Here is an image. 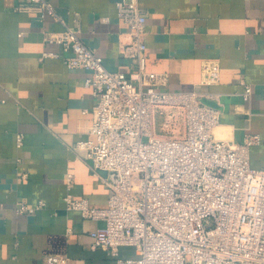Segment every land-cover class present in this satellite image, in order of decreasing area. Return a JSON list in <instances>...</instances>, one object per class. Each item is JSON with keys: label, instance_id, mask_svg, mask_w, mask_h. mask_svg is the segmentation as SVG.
Here are the masks:
<instances>
[{"label": "crops", "instance_id": "1", "mask_svg": "<svg viewBox=\"0 0 264 264\" xmlns=\"http://www.w3.org/2000/svg\"><path fill=\"white\" fill-rule=\"evenodd\" d=\"M47 1L108 70L131 71L119 53L118 35L127 27L117 17V0ZM138 3L146 17V70L166 74L168 89L195 91L218 109L219 139L241 143L259 135L250 165L264 167V0ZM24 4L0 0V264H44L47 254L67 255L69 264H116L107 251L91 248L89 233L104 223L66 211L64 203L71 193L105 208L111 194L107 173L93 171L84 152L73 149L91 138L83 131L94 105L84 86L88 73L68 68L60 45L43 42L42 31H61L63 24L21 9ZM242 82L252 88L249 101ZM40 202L45 206L32 214L17 213L20 203L35 208ZM119 255L134 258L135 251L122 247Z\"/></svg>", "mask_w": 264, "mask_h": 264}, {"label": "built area", "instance_id": "2", "mask_svg": "<svg viewBox=\"0 0 264 264\" xmlns=\"http://www.w3.org/2000/svg\"><path fill=\"white\" fill-rule=\"evenodd\" d=\"M25 3L21 9L63 24L61 31H42L43 42L60 45L68 68L88 73L84 86L94 105L83 131L91 138L73 149L84 152L93 171L107 173L111 194L105 208L71 193L64 203L66 211L104 223L89 233L91 248L107 251L116 264H264V167L250 165V148L261 144L260 136L246 135L241 143L216 139L218 109L195 91L168 89L166 74L146 70V17L138 0L116 1L127 27L118 35L119 53L129 73L108 70L47 0ZM242 85L249 101L252 88ZM16 142L21 147L23 136ZM66 183L70 189L71 173ZM44 206L20 203L16 210L32 214ZM122 247L133 248L135 257H120ZM43 262L69 264V258L47 254Z\"/></svg>", "mask_w": 264, "mask_h": 264}, {"label": "rangeland", "instance_id": "3", "mask_svg": "<svg viewBox=\"0 0 264 264\" xmlns=\"http://www.w3.org/2000/svg\"><path fill=\"white\" fill-rule=\"evenodd\" d=\"M155 121H156V130L158 131L160 123L162 121V117L160 115H157L156 118H155ZM213 133H214V131H213ZM215 137H216V135H215ZM216 139H219V138L216 137Z\"/></svg>", "mask_w": 264, "mask_h": 264}, {"label": "bare ground", "instance_id": "4", "mask_svg": "<svg viewBox=\"0 0 264 264\" xmlns=\"http://www.w3.org/2000/svg\"><path fill=\"white\" fill-rule=\"evenodd\" d=\"M216 137L219 138V137H221V136H218V134L216 133Z\"/></svg>", "mask_w": 264, "mask_h": 264}]
</instances>
